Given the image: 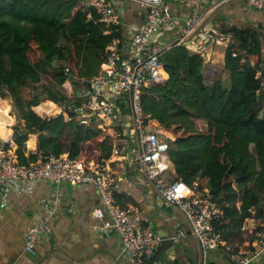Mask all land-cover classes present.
I'll return each instance as SVG.
<instances>
[{
  "label": "trees",
  "instance_id": "trees-1",
  "mask_svg": "<svg viewBox=\"0 0 264 264\" xmlns=\"http://www.w3.org/2000/svg\"><path fill=\"white\" fill-rule=\"evenodd\" d=\"M103 29L95 12L77 0H0V98L9 99L16 119L14 142L35 133L36 151L78 155L81 142L93 140L95 159L108 157L111 142L99 128L78 122L66 108L61 109L64 117L57 114V119L35 112L43 100L82 99L76 95L74 78L98 69L112 36ZM219 30L230 38L217 76L206 79L201 56L171 45L159 57L166 77L141 91L140 104L143 112L173 132L167 148L170 159L184 135L207 138L205 145H198L192 168L178 177L190 183L202 162L208 163L209 172L201 173L196 182L217 207L212 226L226 241L245 217L264 219V93L256 91L262 78L255 76L261 64L257 28L225 24ZM72 60L75 71L69 65ZM42 73L67 79L72 94L59 80L41 79Z\"/></svg>",
  "mask_w": 264,
  "mask_h": 264
},
{
  "label": "built area",
  "instance_id": "built-area-1",
  "mask_svg": "<svg viewBox=\"0 0 264 264\" xmlns=\"http://www.w3.org/2000/svg\"><path fill=\"white\" fill-rule=\"evenodd\" d=\"M77 1L95 12L97 21L105 26L102 32L112 36L104 46L98 72L79 81L76 95L82 99L57 103L71 111L78 122L110 130L112 141L108 159L114 156L116 160H122V169L128 167L137 172L164 205L182 214L187 231L195 242L196 264H205L206 250L220 248L227 250L229 264H264V219L258 223L249 241L233 247L226 244L212 226L218 210L206 188L198 186L197 182L186 183L180 177L170 175L171 162L167 156L172 138L170 132L143 112L140 104L141 91L166 77L159 61L165 49L182 45L189 52L197 53L202 60H208L210 43L227 42L229 34L221 32L196 9L200 0H195L185 15L172 10L165 0H128L140 6L138 23L123 19L120 0ZM245 2L264 11V0ZM162 28H167L166 31L174 29L175 33L166 37ZM159 35L165 40L158 39ZM255 76H260L259 71L256 70ZM256 91L264 93L263 78ZM117 174L106 161L85 159L68 151L55 154L35 150L20 159L7 147L6 141L0 143V205L5 203L9 188L19 180L91 184L99 196L100 205L92 208V214L101 220L100 229L115 232L122 260L140 262L151 256L163 237L142 225L140 212L118 205L114 197ZM53 212L52 205L44 207L42 213L24 228L21 235L24 252L33 254L41 237L50 232L48 218ZM183 234L178 228L167 240L174 242ZM156 261L157 264H179L170 251H165V255L158 256Z\"/></svg>",
  "mask_w": 264,
  "mask_h": 264
},
{
  "label": "crops",
  "instance_id": "crops-1",
  "mask_svg": "<svg viewBox=\"0 0 264 264\" xmlns=\"http://www.w3.org/2000/svg\"><path fill=\"white\" fill-rule=\"evenodd\" d=\"M194 3L195 0H176V2L171 3L170 8L178 11L181 15H185L194 6ZM119 6L124 20L134 23L140 21L141 17L138 14L140 6L135 1L120 0ZM195 7L199 12L205 14L208 22L215 23L218 29L225 24L250 25L257 28L260 44L258 58L261 61L260 70L257 71L264 79V11L248 6L245 0H200ZM174 31V29L166 31L164 36L171 37L175 33ZM229 38L230 35L228 40ZM231 39L236 40L235 37ZM226 43V41L210 43V58L203 60V71L207 68L214 69L217 76L222 66L223 48ZM220 46L223 48L221 49ZM250 58L253 61L256 56L252 55ZM74 65L72 60L70 64L72 71H75ZM98 70L99 68L95 73ZM88 77H75L74 80L79 85V81ZM209 78L206 77V79ZM64 80L69 88V94H71L73 92L70 88L71 84L67 79ZM51 103L49 100L41 101L36 112L39 114L44 110L46 111ZM3 105L8 115V107ZM36 106H33L32 109L35 110L34 107ZM9 117L12 118L11 115ZM6 128L9 129L11 136L10 125H7ZM101 132L108 136L110 142L112 141L110 130H101ZM10 136L5 140L7 147L18 158L29 155L36 150L35 133H28L26 139L20 141L23 143L21 146L17 145ZM100 137L99 135L96 140H99ZM96 152V141L84 140L80 144L78 156L101 163L106 161L118 172L114 190L117 203L122 208H130L140 212L142 225L159 233L163 237L161 243L169 242L167 237L181 228L184 234L177 236L168 248L176 257L177 254H182L183 258L177 260L179 264H193L182 253L187 250L185 246L189 241H192L195 246L192 236L187 231L182 214L173 207L169 210L160 208L157 205L159 197L149 183L131 168L122 169V160H116L114 156H109L110 159L101 157L96 160ZM170 170V174L174 175L172 164H170ZM49 205L54 207V212L48 218L50 232L41 237L33 254L24 252L21 238L24 228L42 213L44 207ZM96 205H100L99 196L91 184H70L66 181L53 183L46 179L17 181L7 191L5 203L0 205V264L138 263L135 260H122L120 258V246L115 232L100 229L101 220L92 214V208ZM259 222L251 217H245L239 227L234 229L233 234L229 235L225 243L233 245L249 241ZM167 249L162 253L168 251Z\"/></svg>",
  "mask_w": 264,
  "mask_h": 264
},
{
  "label": "rangeland",
  "instance_id": "rangeland-1",
  "mask_svg": "<svg viewBox=\"0 0 264 264\" xmlns=\"http://www.w3.org/2000/svg\"><path fill=\"white\" fill-rule=\"evenodd\" d=\"M165 1L168 3V5H171V3L176 2V0H165ZM78 4H81V1L78 2ZM141 11L143 12V10H141ZM162 27H165V26H162ZM166 29L167 28H162V32H165ZM157 38L160 40H165V37H162V35H159ZM220 48L222 49L223 47L220 46ZM70 64H71V62H70ZM204 74H205V77H208V78L213 76V75L216 76L215 70L209 69V68L205 69ZM48 77L54 78L57 81L59 80V82H61V85L64 88V90L68 94L70 93V91H68L69 88L65 84L64 78L62 79V77L60 78L59 76L56 77L55 75H51L50 73L49 74L48 73H42L41 74V79H43V80L48 78ZM70 88L72 89V87H70ZM0 100L4 101L3 104H5V106H7L9 109L8 114L12 116L11 122L7 125H10V127L12 129V135L10 137L12 140H14L15 139V133L14 132H16V131L14 130L13 126L16 125V123H15L16 119H15L14 114L11 110L10 105H9V99L8 98H0ZM50 101H52V100H50ZM62 108L63 107L61 105H59V103L52 101V103L48 105L47 110L45 112H41L39 115L42 116V115H49L50 114L51 116H54V118L57 119V117H56L57 114H60L62 117H64V114L61 111ZM196 125H197L198 129L202 130V126L198 120L196 121ZM167 130H169V129H167ZM169 132H170L169 133L170 137H172L173 132L171 130H169ZM184 136H185L184 139L180 143V149L178 150V153H174V157L171 159H170V157H168L169 161L171 162L172 167L174 169V175L180 176V177L192 168L193 162L195 160L194 157L196 155V150H197L198 145H205L208 142L207 138L203 134H201L195 138L192 136H189V135H184ZM8 142H9V140H8ZM16 144L19 146L23 145L22 142H16ZM178 155H180V156L178 157ZM201 168H204V169H201ZM201 168H200V171L198 172V176L201 173L205 172V170H207L208 172L210 170L209 165L206 161L202 162ZM170 175L173 176L172 173ZM197 178H198L197 173H195V174L190 176L189 180L191 182H193V181L196 182ZM185 247L187 250L182 252L183 256L188 257V259H190L193 262V264H195L196 260H197V251H196V248L193 245L192 241H189ZM169 248L167 249L168 251L170 250ZM223 250L225 251V249H223V248H222V250H221V248L220 249H208V250H206L205 258H204L205 264H229L227 257L224 255L225 252ZM161 255L162 256L165 255V252L161 253ZM182 258H183L182 254H179V255L177 254V257L175 255V260H179Z\"/></svg>",
  "mask_w": 264,
  "mask_h": 264
},
{
  "label": "water",
  "instance_id": "water-1",
  "mask_svg": "<svg viewBox=\"0 0 264 264\" xmlns=\"http://www.w3.org/2000/svg\"><path fill=\"white\" fill-rule=\"evenodd\" d=\"M0 143L2 144H5V140L2 139L0 137ZM157 205L160 207V208H163L164 210H169L171 209V206H168V205H164L161 198H158L157 199ZM172 242H163V243H160L156 246V248L154 249V251L152 252L151 256L147 259V261L144 263V264H157V258L158 256L164 251L166 250L170 245H171Z\"/></svg>",
  "mask_w": 264,
  "mask_h": 264
},
{
  "label": "bare ground",
  "instance_id": "bare-ground-1",
  "mask_svg": "<svg viewBox=\"0 0 264 264\" xmlns=\"http://www.w3.org/2000/svg\"><path fill=\"white\" fill-rule=\"evenodd\" d=\"M12 118L9 117L4 109L3 101H0V137L7 139L10 136L9 129L6 128L7 124L11 122Z\"/></svg>",
  "mask_w": 264,
  "mask_h": 264
}]
</instances>
